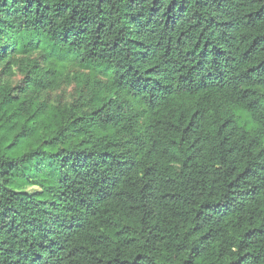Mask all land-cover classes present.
Segmentation results:
<instances>
[{"label": "trees", "instance_id": "obj_1", "mask_svg": "<svg viewBox=\"0 0 264 264\" xmlns=\"http://www.w3.org/2000/svg\"><path fill=\"white\" fill-rule=\"evenodd\" d=\"M0 264H264V0H0Z\"/></svg>", "mask_w": 264, "mask_h": 264}, {"label": "rangeland", "instance_id": "obj_2", "mask_svg": "<svg viewBox=\"0 0 264 264\" xmlns=\"http://www.w3.org/2000/svg\"><path fill=\"white\" fill-rule=\"evenodd\" d=\"M46 43L43 40H39L37 47L30 53L29 58H36L40 67L48 65L50 57L55 58L51 54L50 48L45 47ZM22 55L16 54L15 58H21ZM50 56V57H49ZM57 60V59H56ZM61 64L59 68L60 81L58 85L53 89H27L25 93H21V97H31L34 105L38 106L42 112L48 113L55 107H68L75 105L78 108H84L83 93L85 92L84 83L80 80L82 74H87L90 78L96 77L100 80H106L110 77V73H106L103 70L86 67L78 68L69 63L67 55H64L58 60ZM1 84L8 85L10 87H19V91L25 87L24 75L17 69L16 66L12 67L9 74L2 75ZM239 116V124L245 126V128L251 130L253 125L244 113L236 111ZM34 187H27L28 191L33 190Z\"/></svg>", "mask_w": 264, "mask_h": 264}]
</instances>
